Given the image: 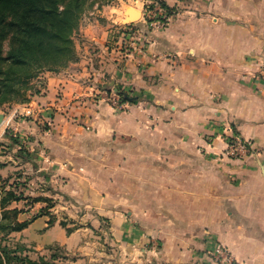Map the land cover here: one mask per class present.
Here are the masks:
<instances>
[{"label":"crops","instance_id":"obj_1","mask_svg":"<svg viewBox=\"0 0 264 264\" xmlns=\"http://www.w3.org/2000/svg\"><path fill=\"white\" fill-rule=\"evenodd\" d=\"M146 3L166 6L165 28L148 29ZM129 26L142 52L128 48ZM74 41L77 59L46 74L24 106L35 116L10 112L0 137L13 152L1 130L26 138L35 172L109 221V250L93 235L98 220L70 229L20 201L9 208L28 224L10 243L33 261L57 246L71 264H203L213 239L241 264H264V0H113L82 17ZM117 88L134 97L120 111L103 100ZM225 134L252 152L224 157ZM110 165L131 167L130 180L144 184L130 197L104 195L126 176Z\"/></svg>","mask_w":264,"mask_h":264},{"label":"trees","instance_id":"obj_2","mask_svg":"<svg viewBox=\"0 0 264 264\" xmlns=\"http://www.w3.org/2000/svg\"><path fill=\"white\" fill-rule=\"evenodd\" d=\"M113 0H106V4ZM88 0H0V105L23 95L28 81L41 71L64 68L76 60L73 35ZM96 3H90L91 8ZM101 4L98 3V6ZM168 15L169 10L160 3ZM16 145L17 140L10 139ZM22 150V149H21ZM30 156L27 151H20ZM20 201L13 192L0 191V236L26 228L16 220L20 211L9 209ZM68 233L70 230H66ZM49 259L33 261L22 255L26 249L11 251L0 245V264H56L61 248L47 249Z\"/></svg>","mask_w":264,"mask_h":264},{"label":"rangeland","instance_id":"obj_3","mask_svg":"<svg viewBox=\"0 0 264 264\" xmlns=\"http://www.w3.org/2000/svg\"><path fill=\"white\" fill-rule=\"evenodd\" d=\"M105 1L106 0H88L87 4L85 5V9H84L85 11H84L82 17L85 14H87L88 12H90L91 10H93L96 6H98V3L101 5H105L106 4ZM90 3H96V4H94L90 8L89 7ZM82 17H81V19H82ZM81 19H80V21H81ZM79 24H80V22H79ZM76 32H75V34H76ZM74 35H73L72 39H73L74 48H75ZM75 52H76V48H75ZM76 59H77V54H76ZM66 67L58 68L55 70H47V71L45 70V71L39 72L36 77H34L28 81L27 89L24 91L22 96H20L18 98H14L12 101L2 103L0 105V115L5 117L10 112L16 111V112H14L16 119L23 120V121L24 120L25 121L31 120L29 117L33 116V115L35 116V114H36L35 109L36 108L34 106H32L31 107L32 109L29 110L30 109L29 107L26 108L24 106L29 104L34 99L35 95H39L41 93L42 88L44 86L43 84L45 81V75L46 74H48V73H59L63 69H65ZM111 91H117V93L119 95H122L123 101L126 102L125 103L126 105L128 104V102H132L134 100V97L132 95L133 94L132 91H125V90H122L119 88H117L115 90H113V89L108 90V91L105 90L103 93V97L106 95H109L111 93ZM105 103L109 105L108 102L105 101ZM126 105H125V108H123V110L126 109ZM18 106H20V107H18ZM21 106H23V107H21ZM111 108H113V107H111ZM26 109H28L30 111L29 114H27L28 110H26ZM114 110H116V109H114ZM118 111H120V110H118ZM45 127H42V128H45ZM1 131L4 135H6L9 138V141H10V139L17 140V145L13 147V149L15 151V152H13L12 146L6 145L5 141L2 140V138L0 137V191L1 192L10 191V192L15 193L17 197H20V202H21L20 208L22 211L26 208H29V207H35L36 210L34 211L35 212L34 214H36L37 212H38L37 214H45V213L51 214L52 217L60 219V222L62 225L68 226L70 229H76L79 227H86V226L90 227L91 222L98 220L100 223V228L94 230L93 235L96 237H99L98 239H96V241L99 243L98 244L99 249L102 250L103 252H108V250H109L108 242L111 238L109 230H108L109 224H110L109 221L106 218L98 216L96 211L80 206L77 202L74 201V199L67 196L65 194L64 190H62L64 183H60V182H56V181H50V179L46 175H43L39 172L36 173L34 168H32V165H35L34 164L35 163L34 161L36 160L35 157L33 155L26 156V154L20 152V151H25V152L27 151L24 148L25 143L23 142V139H26V138H20V140H19L16 136L11 135L10 130L4 129ZM224 136H225L224 141L226 143V149H227L228 141L232 137H235V135L225 134ZM210 138H211L210 135H206L204 137V141L206 143H209V142L211 143ZM226 149L223 152V156L226 158H229V159H233V158H230L226 155ZM19 158L29 160L28 161L29 164H27L25 166V164H23L22 162L19 163L17 161ZM13 161L16 162L17 165L13 164ZM22 161H24V160H22ZM107 168L109 171H112V174H114V172H118L121 170L123 173H126V176H124L123 174H119L117 176L118 181H112V182L108 181L106 183L105 188L101 189V192L104 195L109 194V193L110 194H116V193L120 192V193H125V195L127 197H130L131 191L137 185L139 188H141V185L144 184V182L137 183L135 181L130 180L131 167H125L124 166V167H122V169H123L122 170L120 166L114 167V166L110 165ZM122 178H124L125 180H122ZM101 184L105 185V183H101ZM74 188L76 190L78 189L76 183L74 185ZM110 200L114 201V200H116V198L110 197ZM9 207H10V205H9ZM40 207H42V208H40ZM0 245L6 246L11 251L16 250L20 247V245L18 243L16 244V242L10 243L8 237L7 238H4V237L1 238V236H0ZM207 247L208 248L206 250H204V255L206 256L207 260L203 264H217V262H216V248L217 247H223L234 258V256L228 250V248L226 246L220 244L216 240L209 239L207 242ZM56 253L59 257H61L60 261L62 262V264H71L70 263V261H71L70 257L66 258L64 255V251L62 249L57 250ZM66 259L68 261H64ZM60 261H58V262H60ZM237 263H239V262H237ZM10 264H19V263L12 261ZM239 264H241V263H239Z\"/></svg>","mask_w":264,"mask_h":264},{"label":"built area","instance_id":"obj_4","mask_svg":"<svg viewBox=\"0 0 264 264\" xmlns=\"http://www.w3.org/2000/svg\"><path fill=\"white\" fill-rule=\"evenodd\" d=\"M142 18L148 29H163L166 27L169 21V15L167 11L161 7L160 3H146L144 5ZM122 34L124 38H128V48L138 49L140 52L143 49L137 47L136 38L138 37V30L135 27H126ZM103 100L108 102L111 107L116 110L125 108L122 95H119L117 91H111L109 95L103 97ZM30 111H27L29 114ZM252 150L251 143L248 141H242L238 137H232L227 144L226 155L233 159H242L246 157ZM216 262L217 264H239L230 255V253L223 247L216 248Z\"/></svg>","mask_w":264,"mask_h":264},{"label":"water","instance_id":"obj_5","mask_svg":"<svg viewBox=\"0 0 264 264\" xmlns=\"http://www.w3.org/2000/svg\"><path fill=\"white\" fill-rule=\"evenodd\" d=\"M3 119H4V117L0 115V126H1L2 123H3Z\"/></svg>","mask_w":264,"mask_h":264}]
</instances>
